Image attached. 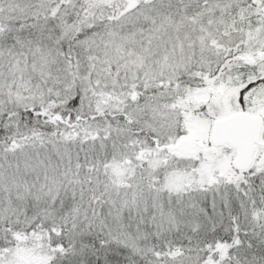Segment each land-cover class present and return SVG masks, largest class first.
Listing matches in <instances>:
<instances>
[{
	"label": "snow or ice",
	"instance_id": "1",
	"mask_svg": "<svg viewBox=\"0 0 264 264\" xmlns=\"http://www.w3.org/2000/svg\"><path fill=\"white\" fill-rule=\"evenodd\" d=\"M0 264H264V0H0Z\"/></svg>",
	"mask_w": 264,
	"mask_h": 264
}]
</instances>
